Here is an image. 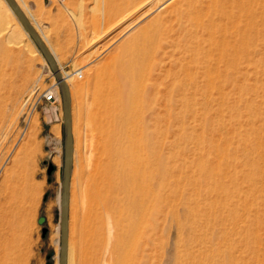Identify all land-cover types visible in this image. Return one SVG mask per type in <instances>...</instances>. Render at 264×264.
I'll use <instances>...</instances> for the list:
<instances>
[{
	"label": "rangeland",
	"instance_id": "374dc122",
	"mask_svg": "<svg viewBox=\"0 0 264 264\" xmlns=\"http://www.w3.org/2000/svg\"><path fill=\"white\" fill-rule=\"evenodd\" d=\"M53 1L65 12L75 39L72 59L68 62L59 57L62 75L73 74L68 85L74 154L67 221L70 264H125L135 247L128 245L125 198L118 191L115 176L119 164L115 149L123 142L113 130L102 131V96L106 90L121 89L130 94L127 101L134 99L136 92L124 81L118 54L127 60L136 49H123L124 42L137 37L132 45L142 44L152 31L142 33L140 28L166 13L157 4L158 10L139 19L148 7L137 11L135 4L144 0ZM16 22L0 3V264H56L63 165L62 98L51 67L33 53L35 48L28 38L20 30L12 40L8 37L7 24ZM166 25L176 30L178 21L172 17ZM170 63L153 67L138 81L137 95L144 114L158 117L156 126L151 119L149 131L154 141V164L160 167L156 157L164 154L168 177L164 184L155 178L156 195L147 199L142 211L137 260L146 264H198L200 260L225 264L231 244L238 260L264 264V60L257 69L248 70L242 85L208 88L199 84L192 98L195 109L183 111L181 136V125L167 115L165 105L169 97L178 105L181 91L189 95L193 86L174 79L175 73L170 72L177 67ZM45 90H54V101L40 99ZM167 122L170 127L165 128ZM200 159L215 164V181L226 183L230 196L220 193L218 187L213 193L205 189V177L196 167ZM48 163L53 165L50 173ZM252 184L256 187L251 188ZM40 215L45 216L42 224L37 221ZM43 226L47 228L44 235ZM246 227L258 238H253L245 251Z\"/></svg>",
	"mask_w": 264,
	"mask_h": 264
},
{
	"label": "bare ground",
	"instance_id": "6f19581e",
	"mask_svg": "<svg viewBox=\"0 0 264 264\" xmlns=\"http://www.w3.org/2000/svg\"><path fill=\"white\" fill-rule=\"evenodd\" d=\"M0 3L5 12L14 21H17L15 24H7L5 30L8 37L12 40V37H16L15 33L20 30L33 44L35 48L33 53L45 59L7 0H0ZM157 4V8L160 10L164 9L163 13L166 14L157 15L139 30L142 33L151 30L152 36L143 38L142 44H136L134 46L132 43L137 41L138 38L133 37L130 39L133 34L129 38V41L124 42L123 45L125 48L123 49L126 50L127 47L132 46L136 51L130 54L127 60L122 53L118 54L121 59V74L124 77V81L132 84V89H134V93L136 92V94H132V98L134 99L127 101L126 97L130 96V94H127L124 90L121 91V89L112 92L106 90L107 93L102 94V118L104 119L102 131L111 133V130H113L115 132L114 134H119V139L123 142L121 148L115 149V154L119 157V164L116 166L115 176L117 177L118 191L125 198L123 211L126 212V220L128 222L126 233L128 245L135 247V251L141 250L139 242L142 238L141 220L144 218L142 211L147 199L156 195L154 182L157 179L156 182L164 184L165 179L168 177L166 157L164 154L156 157L160 162L161 168L154 164V141L149 137V131L151 119H153L152 124L154 125L158 117L150 114L146 116L144 114V110L142 109L143 104L138 100L137 95L139 89L138 81L150 73L153 67L161 66L168 60L171 62V66L174 65L177 67L176 71L172 70L173 72H170L175 73L174 79L177 78L178 80L180 78L179 81L182 82L181 84L184 83L190 87L193 86V89L190 90L189 95H187L186 91L184 94L181 91L178 105L177 103L172 104V98L169 97L168 103L165 105V112L169 117L175 118L178 124L181 125L183 123V111L195 109V101L193 99L198 92L199 84L208 88L209 86L242 85L246 81L248 70L257 69L264 60V0H144L135 4V10L137 11L140 8H144V6L148 7L145 8L146 10L138 18H146L153 14L158 10L155 7ZM172 17L178 21L176 30L172 28L173 26L166 25V22ZM59 71L61 73L60 68ZM72 76V73L69 74L67 72L62 75L68 88L70 106L72 97L68 85L69 81H72ZM219 92L223 93V90L220 89ZM190 98L193 99L190 100ZM70 113L72 134V110H70ZM168 127H170L169 122H167L165 128ZM183 127L184 125L180 126V136ZM181 139L183 138L181 137ZM108 142L112 143L110 137L108 138ZM247 148L249 149V147ZM73 155L72 145V158ZM203 157L205 158V156ZM207 158H210V156ZM247 163L249 164V162ZM214 165V163L208 164L203 159H200L196 164V167L205 177L206 187H208L205 189H208L210 191L209 193H213V191L219 188L220 193L222 191V193L230 196L231 192L224 188V184L226 183L222 184V182L218 184L215 181L214 171L216 167ZM158 168H160L159 171ZM105 174L108 173L105 172ZM233 184H235V179ZM254 187H256L255 184H252L251 188ZM252 193L254 194V192H251L253 198ZM250 199L248 203H250ZM247 209L246 212L248 211ZM242 218L246 220L247 217ZM247 227L244 230L245 251L246 249L248 250L250 242L257 235ZM232 248L233 246L230 244L229 251L226 254L227 260H225V264H248L247 260H238L235 258L232 253ZM208 249L210 250V248ZM135 251L134 254H128L125 264H146L145 260H137ZM214 252L211 251L212 254H215ZM56 264H59V259L56 261ZM65 264H70L68 236ZM198 264L210 263H204L203 260H200Z\"/></svg>",
	"mask_w": 264,
	"mask_h": 264
},
{
	"label": "water",
	"instance_id": "95a60500",
	"mask_svg": "<svg viewBox=\"0 0 264 264\" xmlns=\"http://www.w3.org/2000/svg\"><path fill=\"white\" fill-rule=\"evenodd\" d=\"M18 19L21 21L25 29L28 31L33 41L40 49L41 53L47 60L51 67L59 85L62 105H63V165L61 175V202H60V247H59V264H65L66 245H67V221H68V198H69V178L71 173L72 164V134H71V106L70 97L66 83L64 82L56 61L50 52L49 48L34 29L31 22L20 8L16 0H7ZM53 165L48 163L47 173H50ZM37 221L42 224L45 221V216L40 215ZM46 227L43 226L41 231L42 235L46 232ZM45 264H51L49 261Z\"/></svg>",
	"mask_w": 264,
	"mask_h": 264
},
{
	"label": "crops",
	"instance_id": "0c3cea01",
	"mask_svg": "<svg viewBox=\"0 0 264 264\" xmlns=\"http://www.w3.org/2000/svg\"><path fill=\"white\" fill-rule=\"evenodd\" d=\"M34 29L53 53L60 68L59 57L70 61L75 55L74 36L67 16L53 0H16ZM69 64V63H68Z\"/></svg>",
	"mask_w": 264,
	"mask_h": 264
},
{
	"label": "built area",
	"instance_id": "2783aa9c",
	"mask_svg": "<svg viewBox=\"0 0 264 264\" xmlns=\"http://www.w3.org/2000/svg\"><path fill=\"white\" fill-rule=\"evenodd\" d=\"M41 98L47 101H54L56 97H55L54 92L50 90H45L44 92L41 93L40 99Z\"/></svg>",
	"mask_w": 264,
	"mask_h": 264
}]
</instances>
